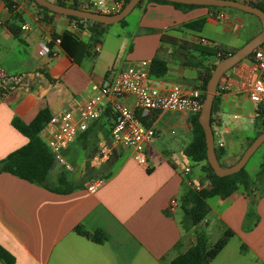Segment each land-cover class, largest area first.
<instances>
[{"label": "crops", "instance_id": "obj_1", "mask_svg": "<svg viewBox=\"0 0 264 264\" xmlns=\"http://www.w3.org/2000/svg\"><path fill=\"white\" fill-rule=\"evenodd\" d=\"M93 1L62 2L91 11L88 7ZM220 13L224 18L218 19ZM130 15L129 22L126 17L124 24L118 23L123 33L114 41L106 44L103 39L106 25L100 42L92 45L86 24L79 30L73 20L45 12L30 0H0V67L8 74L22 75L20 85L0 92V161L27 143L13 127L14 119L29 125L44 108L50 117L76 112L119 67L138 66L142 61L150 64L156 58L166 63L167 72L160 77L150 76L151 86L160 92L173 84L201 89L198 73L218 58L183 51L162 37L218 49L207 38L185 40L174 31L185 29L187 22L205 18L201 32L207 23L220 21L225 31L237 35L242 21L221 11L212 16L203 7L178 10L145 1ZM65 32L74 34L80 45L72 57L61 47L59 38V42L54 40V35ZM194 63L201 67H193ZM234 71L224 74L221 81L233 79ZM118 101L130 108L134 105L128 96ZM245 103L244 98L229 93L217 98L211 114L214 147L223 149L219 162L227 166L239 159L256 136V105L251 103L246 109L247 121H240V115L232 113L243 110ZM108 110L63 151L71 171L54 162L49 180L64 174L72 185L70 190L50 191L0 173V246L13 256L15 264H168L195 242L196 231L209 224L205 218L193 226L180 207L191 184L208 182L202 170L204 163L184 155L193 139V115L174 111L140 114L147 120L142 125L156 131L155 138L144 144L146 166L136 163L132 151L122 147L115 148L106 162L91 166L98 147L110 143L112 117ZM49 135L45 126L38 134L42 141ZM185 167L190 169L186 175ZM247 173L255 178L256 173ZM98 177L104 180L102 186L89 193L87 183ZM173 198L177 206L170 212L168 205ZM209 200V214L222 231L231 235L208 264H264V182L263 188L251 196L239 188L227 199ZM77 226L88 232H103L106 240L94 243L77 234Z\"/></svg>", "mask_w": 264, "mask_h": 264}, {"label": "built area", "instance_id": "obj_2", "mask_svg": "<svg viewBox=\"0 0 264 264\" xmlns=\"http://www.w3.org/2000/svg\"><path fill=\"white\" fill-rule=\"evenodd\" d=\"M62 1L72 3L75 0ZM124 1L94 0L88 8L92 9L91 12L111 15L121 10ZM222 18L224 15L218 14V19ZM22 28L26 29L25 26ZM56 42L59 40L56 39ZM42 49L47 51L44 46ZM98 49L99 47L96 46L95 50ZM251 54L233 67L235 69L233 79L223 81L220 79L215 93L217 98L232 93L256 106H264V43ZM216 55L220 57L222 52L218 51ZM149 66L147 61H142L138 66L117 68L110 81L100 87L97 92L88 95L76 112L65 111L50 117L45 125V129L50 135L44 143L56 164L71 171L72 168L66 162L63 151L79 133L88 128L90 123L98 120L106 109H109L113 116L109 131L110 143H103L98 147L90 160L91 166L106 162L117 147L130 149L133 160L139 165L146 166L144 144L155 138L156 131L152 126H143L138 113L142 115L150 111H174L193 116L199 114L202 104V89L173 84L165 92H160L149 84ZM21 82V74H8L0 67V92L13 90ZM123 96L132 98L134 104L132 108L118 101ZM233 118H237V116ZM189 171V167H185L183 174L186 175ZM103 182V178H95L87 183L86 190L89 193H94L102 186ZM208 186L209 182L191 184V189L200 191ZM176 206L177 201L173 198L169 201L168 210L172 212Z\"/></svg>", "mask_w": 264, "mask_h": 264}, {"label": "trees", "instance_id": "obj_3", "mask_svg": "<svg viewBox=\"0 0 264 264\" xmlns=\"http://www.w3.org/2000/svg\"><path fill=\"white\" fill-rule=\"evenodd\" d=\"M30 1L34 3L33 0ZM128 1L129 0H125L124 5ZM144 1L154 2L157 4L171 5L178 10L203 7L207 8L209 10L210 15L212 16H215V12L218 13L221 10L226 9L209 6L183 5L178 3L166 2L163 0H142L136 5V7H138ZM238 1L250 4L256 8L261 9L264 12V0ZM55 3L62 6L78 8L75 4L68 5L60 0L56 1ZM36 6L45 12H50L45 8H42L38 5ZM65 17L73 20L76 23L77 29L79 30L83 29L84 24L87 25L86 29L91 33L90 42L92 45L98 44L100 42L101 36L103 34L102 28L106 25L69 16ZM119 23L124 24L125 19H123ZM204 24L205 18H199L185 23L183 25V28L195 32H201ZM58 38L60 39L61 47L69 56L72 57L75 50H77L80 46L74 34L65 32L60 36L54 35V40ZM162 40L168 41L169 43L179 47L183 51L197 52L198 54L205 57H217V52H222V55L220 57H217L218 59L215 62H213L209 67L205 68L204 71L200 70V72L198 73L197 79L200 82L201 89L203 90V95L201 96L202 101L204 99V92L207 80L209 79V76L213 71L215 65L217 64V62H219L227 55L235 51V49L228 51L220 48L214 49L200 44L188 43L186 41L178 40L175 38L162 37ZM251 55L252 54H250L249 56ZM193 67L200 68L201 64L194 63ZM166 72L167 65L164 61L156 58L151 60L149 66V77H160ZM216 100L217 97L215 96L212 104L211 114L213 112ZM108 113L111 114L109 110ZM137 115L141 123L143 125H146L147 120L140 117L139 113ZM111 117H113L112 114ZM197 117L198 115H194L192 117L193 139L191 143L184 149V155L189 157L193 162L204 163V165L202 166V170L206 174L209 186L202 188L200 191H194L193 189L189 188L185 195H183L181 198L180 207L184 213L185 218H187L190 224H192L193 226H197L205 220L206 215L209 213L210 210L209 205L207 203L209 199L215 197H218L222 200L227 199L239 188H242L246 195L251 196L253 193H256L258 190L263 188L264 182V144L262 145V161L260 163L259 171L256 173L254 179H251L249 177L247 171L244 168L232 175L224 177L216 176L206 161V147L204 141V134L202 128L198 124ZM49 119V111L48 109L44 108L36 114V116L29 125L22 123L18 119L13 120V127L24 137H26L27 143L21 148L11 152L3 160L0 161V173H9L15 177H18L30 183H34L50 191L64 192L70 190L72 188V185H69V183L65 180L64 174H60L55 181L49 180V173L54 167V159L44 141H42V139L38 136V134L42 131ZM210 125H212L211 116ZM254 127L257 130L256 136L264 132V106L262 105H258L256 107L254 115ZM251 141L249 142V144L251 143ZM215 154L217 160L219 161L220 156L224 154V151L222 148H217L215 149ZM221 166L223 167V165ZM74 231L94 243H103L106 240V235L100 231L88 232L81 226L75 227ZM230 235V232H225V236L223 237V239H221L213 247V249H209L206 233L203 230L196 231L195 242L184 252L177 254L176 257H174L168 264H208L211 259L215 256V254L222 248V246L228 240ZM0 261L3 264H15L13 256L1 246Z\"/></svg>", "mask_w": 264, "mask_h": 264}, {"label": "water", "instance_id": "obj_4", "mask_svg": "<svg viewBox=\"0 0 264 264\" xmlns=\"http://www.w3.org/2000/svg\"><path fill=\"white\" fill-rule=\"evenodd\" d=\"M34 3L48 11L73 18L99 23L102 25H111L119 23L133 11L135 6L142 0H129L119 12L111 15L98 14L96 12L81 10L68 6H62L50 0H33ZM170 3L183 5L209 6L217 8H231L254 15L261 24L259 33L250 38L245 44L233 53L217 62L209 79L207 80L204 92V99L197 117L198 124L203 130L206 147V161L214 174L218 177H224L235 174L243 169L250 157L264 144V132L255 136L251 143L243 151L239 159L231 166L222 167L216 158L214 147V136L210 125V116L212 104L214 101L217 85L222 76L231 70L239 62L247 58L257 47L264 43V12L250 4L238 0H163Z\"/></svg>", "mask_w": 264, "mask_h": 264}, {"label": "rangeland", "instance_id": "obj_5", "mask_svg": "<svg viewBox=\"0 0 264 264\" xmlns=\"http://www.w3.org/2000/svg\"><path fill=\"white\" fill-rule=\"evenodd\" d=\"M254 1V0H253ZM225 15L238 16L240 18V30L237 35H235L234 31H225L224 24L222 22H217L216 24L207 23L201 33H195L191 31H187L186 29H179L177 32L174 31V34L185 40L194 39V37H202L207 38L209 41L214 43L218 48L223 50H232L235 51L240 48L243 44L248 41V39L255 34L259 33L261 30V24L257 17L251 14L244 13L239 10L226 8L221 10ZM217 14V12H215ZM215 14V15H216ZM133 15V14H132ZM132 15L127 16V22H129L132 18ZM172 31V30H171ZM169 31V32H171ZM123 31L118 23L108 25L106 27L105 35L103 39L106 41V44H109V41H114L116 36L122 34ZM230 71V70H229ZM228 71V72H229ZM226 72V73H228ZM225 73V74H226ZM223 77V76H222ZM245 105H242L243 110H236L232 113H237L240 115V121H247V108H250L251 102L245 99ZM263 155V146L259 147L258 150L250 157L248 162L246 163L244 169L249 171L251 174H254L259 169V164L261 162V158ZM223 167H228L227 163L224 161L219 162ZM210 206L212 205V201H208ZM180 212V210L178 211ZM206 219L209 220V224L203 227V231L206 233L208 240L209 249H213V247L225 236V232L219 228L217 221L211 217V214L206 215Z\"/></svg>", "mask_w": 264, "mask_h": 264}]
</instances>
